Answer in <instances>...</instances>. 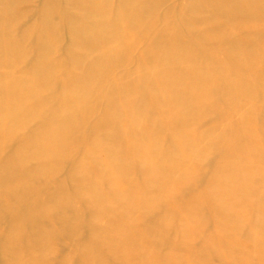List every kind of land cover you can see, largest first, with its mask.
Segmentation results:
<instances>
[{"label":"bare ground","instance_id":"bare-ground-1","mask_svg":"<svg viewBox=\"0 0 264 264\" xmlns=\"http://www.w3.org/2000/svg\"><path fill=\"white\" fill-rule=\"evenodd\" d=\"M23 1L0 0V264L62 238L60 264H264V0H52L14 38Z\"/></svg>","mask_w":264,"mask_h":264},{"label":"rangeland","instance_id":"rangeland-1","mask_svg":"<svg viewBox=\"0 0 264 264\" xmlns=\"http://www.w3.org/2000/svg\"><path fill=\"white\" fill-rule=\"evenodd\" d=\"M52 0H25L23 2H21L18 6H19V9L21 8V10H19V12L21 13H24L26 12V14L19 20V24H18V27L16 28L17 30H15L13 32V37L14 38H20V36H24L23 32L27 31L28 27H26L27 29L23 28L24 26H27L26 24H31L32 20L35 21L36 20V16H37V10H41L42 8H44L45 5L47 4H50ZM187 1V2H185ZM191 1H194V0H163L160 5L158 6V14L159 15H163V14H167L173 10H175L176 8L178 7H187V3H190V5L188 4V8L187 10H189L191 8ZM55 2V0H54ZM53 3V1H52ZM185 4V6H184ZM21 6V7H20ZM41 7V8H40ZM24 8V9H23ZM186 9V8H185ZM24 10V11H23ZM28 11V12H27ZM169 11V12H168ZM34 12L36 13V15L34 14ZM40 13V12H39ZM201 21L203 22L204 19H203V16L201 17L200 16ZM199 18V19H200ZM197 19V21L195 22V24H197L196 26L199 27V28H202V23L201 21ZM199 20V21H198ZM31 21V22H30ZM30 22V23H29ZM31 25H29L30 27ZM24 29V31H23ZM247 32H243V34L245 35H248V33L246 34ZM27 34V33H26ZM27 35L24 37L25 39ZM22 38V37H21ZM22 38V39H24ZM66 38H64V40L61 42L62 44V48L59 49L57 55L55 58L59 59V57L61 56L62 57V53H63V49H68L70 48V40ZM69 43V44H68ZM68 44V46H67ZM144 44L141 43L139 44V48L138 50H136L135 52L138 53L141 51V49L143 48ZM67 47V48H66ZM140 50V51H139ZM76 55L71 53V58L72 59H77L75 58ZM27 62V61H26ZM26 64L27 63H24L23 65H21V67L19 68L18 71H24L26 68L27 70L30 69L29 66L26 67ZM28 65V64H27ZM30 67H31V64H30ZM125 69V68H124ZM134 69V65L131 64V65H127L126 69L125 70H121L119 71L120 74L122 73H128V72H131L133 71ZM94 122L93 119H89V122H88V126L89 125H92ZM38 124L37 122H33L29 129H28V133L34 131L36 128H37ZM88 128V127H87ZM10 153V148L6 147L3 151V159H5L6 157H8ZM212 161H213V158H210L209 160L205 161L203 164H202V167L201 169L198 171L199 175L201 176V179L202 181L204 180V176H207V175H210L212 173V169H211V165H212ZM69 170V164H64L62 166V170L55 176L53 177V182L54 183H64L65 181V177L67 175V172ZM203 175V176H202ZM131 176L133 178L137 177V173L135 171H132L131 172ZM198 188L197 187H193L192 186H186V187H183L182 189H180L179 191H176L172 194V196L169 198L170 199V203H179L182 199V196L186 195L185 193L188 191L189 192V195H194L196 192H197ZM186 191V192H184ZM180 197V198H179ZM160 209H156V211L154 212V216L153 217H156L157 215H159L160 213ZM148 222V221H147ZM88 236V232L84 231L83 235H82V238L81 240H79L78 242H82L85 240V238ZM77 242V243H78ZM76 243V244H77ZM74 243L72 241H69V240H66L65 238H62L60 239L57 244H56V251H55V254L50 258V261H49V264H60L62 262V260L68 255L71 253L72 251V248L74 247L73 245ZM59 245V246H58ZM199 244L196 243L195 246H198ZM59 247V248H58ZM245 248L246 250V247H243ZM64 256V257H63ZM63 257V258H62ZM78 256H75V259L77 260Z\"/></svg>","mask_w":264,"mask_h":264}]
</instances>
